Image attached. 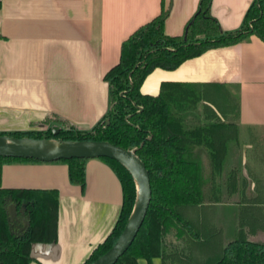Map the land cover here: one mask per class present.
I'll use <instances>...</instances> for the list:
<instances>
[{"label":"crops","instance_id":"crops-1","mask_svg":"<svg viewBox=\"0 0 264 264\" xmlns=\"http://www.w3.org/2000/svg\"><path fill=\"white\" fill-rule=\"evenodd\" d=\"M199 1L0 0V133L32 131L48 115L92 129L108 111L104 77L119 62L122 42L162 9L169 11L164 33L181 36ZM253 1L210 0L209 14L222 31H235ZM163 83L202 85L204 96L215 101L210 110L240 131L241 153L236 181L220 180L211 204L187 211L208 213L199 224L211 235L196 243L171 241L168 250L177 248L193 264L211 259L213 251L219 257L227 242L216 226L219 212L236 213L245 239L259 237L264 244V42L250 36L174 71L154 70L141 93L156 96ZM0 190L57 192L54 238L30 245V264H85L113 231L123 201L118 175L99 159L84 162L82 186L70 182L66 163L3 161Z\"/></svg>","mask_w":264,"mask_h":264},{"label":"trees","instance_id":"trees-1","mask_svg":"<svg viewBox=\"0 0 264 264\" xmlns=\"http://www.w3.org/2000/svg\"><path fill=\"white\" fill-rule=\"evenodd\" d=\"M209 7L210 0L199 1L181 36L164 33L169 11L162 9L122 42L119 62L104 77L108 111L92 129L78 130L63 120L69 129L45 136L31 131L0 133L15 139L107 142L135 150L149 175L151 200L134 241L115 264H138L140 259L150 264L154 258H161L162 264H193L177 248L168 250L171 241L196 243L210 236L211 230L205 232L199 224V217L209 214L187 211L211 204L220 180L237 179L241 154L237 140L234 135L221 134L234 124L209 123L202 116L198 108L204 98L202 85L163 83L156 96L140 90L154 70L174 71L189 59L212 49L234 46L250 36L264 42V0H254L240 28L230 32L220 29ZM46 117L61 119L56 115ZM99 160L109 163L118 175L123 201L113 231L85 264L113 246L136 203V185L129 171L115 161ZM3 161L39 162L0 158ZM85 161L58 162L68 165L70 182L82 186ZM56 209V191L0 190V264L33 262L30 245L54 238ZM245 238L240 223L234 235L226 239L218 259L202 264H264V244Z\"/></svg>","mask_w":264,"mask_h":264},{"label":"water","instance_id":"water-1","mask_svg":"<svg viewBox=\"0 0 264 264\" xmlns=\"http://www.w3.org/2000/svg\"><path fill=\"white\" fill-rule=\"evenodd\" d=\"M50 142H55L56 147L44 151L42 146L49 145ZM0 158L31 159L42 163L105 158L122 165L135 182L136 203L113 246L90 264H115L129 249L144 222L151 200L149 175L144 164L135 155V150H124L107 142L15 139L0 136Z\"/></svg>","mask_w":264,"mask_h":264},{"label":"rangeland","instance_id":"rangeland-1","mask_svg":"<svg viewBox=\"0 0 264 264\" xmlns=\"http://www.w3.org/2000/svg\"><path fill=\"white\" fill-rule=\"evenodd\" d=\"M212 106L215 107V101L212 99L206 98L205 96L202 102L198 106L202 116L205 117L207 122L221 123L222 125H231L232 121L227 116H224V117L216 116V113L210 110ZM44 120L38 126L34 127L31 132L40 134L41 136H45L43 134H46L48 132L54 134V133H58L59 130L69 129V125H67L61 119H57L54 117H46V119ZM230 127L227 129H224V131L221 130V132H223L221 134H224L230 137L231 135H234L235 138L239 137L240 131H238V128L237 127L230 128ZM215 222H216V226L223 227L224 239L231 237L234 234L235 229L238 228V224L236 222V213H233V212L217 213V216L215 217ZM14 225H17V224L15 223ZM251 240L256 242V240H259V237H253L251 238ZM210 257L211 259H209V263L218 259L214 251L213 253H211Z\"/></svg>","mask_w":264,"mask_h":264},{"label":"bare ground","instance_id":"bare-ground-1","mask_svg":"<svg viewBox=\"0 0 264 264\" xmlns=\"http://www.w3.org/2000/svg\"><path fill=\"white\" fill-rule=\"evenodd\" d=\"M55 147H56V143L55 142H50L49 145L42 146L44 151H49L51 149H54Z\"/></svg>","mask_w":264,"mask_h":264}]
</instances>
